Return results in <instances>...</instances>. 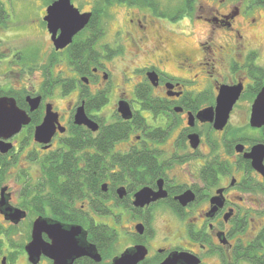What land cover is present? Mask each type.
<instances>
[{
	"label": "flooded vegetation",
	"instance_id": "flooded-vegetation-1",
	"mask_svg": "<svg viewBox=\"0 0 264 264\" xmlns=\"http://www.w3.org/2000/svg\"><path fill=\"white\" fill-rule=\"evenodd\" d=\"M187 3L182 0L176 11L160 1L107 4L102 23L115 6H124L125 14L122 22L115 19L111 40L102 42L105 32L94 45L95 53L79 64L68 58L77 36H93L84 32L90 23L59 51L48 32L53 51L41 65L40 87H1L0 97L16 99L6 92H17L23 107L16 99L17 104L30 121L5 140L11 144L7 152L0 150V264H20V258L32 264L26 246L38 218L81 225L89 241L92 222L111 226V219L129 212L138 217L134 241L120 254L144 244L148 253L138 264H161L177 252L199 264H253L245 251L264 228V172L246 153L264 144V126L250 123L264 87V56L246 37L245 22L255 21L256 0L250 5L196 0L191 11ZM49 5L39 17L46 29ZM80 11L91 12V20L96 14L95 8ZM186 20L203 24L195 45L170 29ZM223 86L241 91L227 124L218 129L198 114L216 108ZM37 96L40 105L31 110L28 97ZM59 101L65 102L61 109ZM49 107L57 118L54 132L40 142L35 132ZM81 108L90 124L78 123ZM144 188L160 197L136 206V194ZM7 207L16 216L7 214ZM137 224L144 225V234H137ZM248 226L252 235L244 240ZM157 232L161 242L154 243ZM98 251L100 263L84 256L74 264L107 261ZM39 264L54 262L42 255Z\"/></svg>",
	"mask_w": 264,
	"mask_h": 264
},
{
	"label": "water",
	"instance_id": "water-1",
	"mask_svg": "<svg viewBox=\"0 0 264 264\" xmlns=\"http://www.w3.org/2000/svg\"><path fill=\"white\" fill-rule=\"evenodd\" d=\"M91 12L82 13L74 5L72 0H55L46 10L44 17L47 23L48 32L51 34L55 50H63L71 45L76 35H78L90 23ZM152 76V75H151ZM86 81V79L84 78ZM240 87L223 86L217 100L216 108H207L199 112L198 118L202 121H214L215 127L223 128L229 119L230 113L236 100L239 98ZM31 110L39 107L41 97H28ZM124 111L126 105L121 104ZM57 120L49 107L44 122L37 127L35 138L38 141H48L54 132V122ZM78 123H88L84 118L83 108L77 114ZM29 116L25 110L20 108L13 97H0V150L5 153L11 148V144L5 140L19 133L23 125L28 124ZM250 123L253 127L261 128L264 126V87L257 95L251 110ZM196 139V136H191ZM196 143V142H195ZM242 150V148H239ZM246 157L252 160L253 166L264 172V144L255 145ZM106 186V185H104ZM105 188V187H104ZM120 196L124 195L122 189L119 190ZM160 197V193H154L149 188H144L136 194L135 205L144 206ZM184 202V198H181ZM1 205L6 206L7 200L3 196ZM8 213L12 211L7 207ZM11 216L16 213L11 212ZM136 231L139 235L144 234V225L137 224ZM47 234L50 242H47L43 235ZM87 231L81 225L66 226L58 221H51L48 218H38L35 221L32 240L26 246L29 260L32 264H39L42 255L51 258L54 264H74V262L84 256L100 263L103 259L97 246L87 239ZM147 247L144 244H137L127 248L120 255L112 259L111 264H138L147 256ZM161 264H199L198 260L187 253H173Z\"/></svg>",
	"mask_w": 264,
	"mask_h": 264
},
{
	"label": "rangeland",
	"instance_id": "rangeland-1",
	"mask_svg": "<svg viewBox=\"0 0 264 264\" xmlns=\"http://www.w3.org/2000/svg\"><path fill=\"white\" fill-rule=\"evenodd\" d=\"M5 3V7L10 12L9 19L5 25L0 24V87L19 88V87H35L41 85V65L46 64L49 59L50 52L53 51L50 35L42 23V10L49 5L48 0H1ZM108 0H72L74 5L80 10H88L95 8L98 10L107 9ZM162 3V7H168L171 11H176L182 5V0H158ZM244 5H250L254 0H241ZM257 9V10H256ZM256 10V12H255ZM253 11V10H251ZM125 10L124 6H115L109 9V13L104 14L106 19L105 37L102 42L109 41L115 30L116 20L122 22ZM106 15V17H105ZM41 19L39 20V17ZM255 21L247 24L245 22L246 37L251 42L253 48L261 47V54L264 56V5L256 2L254 8ZM170 29L180 33L178 36L185 43L195 45V40L200 37L203 31V24L185 21L183 24L172 26ZM46 61V62H45ZM59 68L65 70V66ZM54 72L56 70L54 69ZM59 109L64 106V101H59ZM244 106V105H243ZM239 107L238 112L242 111ZM244 110V109H243ZM238 118V116H237ZM112 217V216H111ZM159 222V217L157 218ZM138 222V217L133 213H126L111 219L110 224L118 233V240L115 244L113 256L119 255L123 248L131 245L134 241V224ZM253 227L252 224H249ZM248 226L244 240H249L252 235V228ZM138 234V233H137ZM15 235V234H14ZM22 236L18 234L19 242ZM146 241V240H145ZM144 241V243H145ZM161 242V234L157 232L154 243ZM109 253V252H108ZM112 257L101 264H109ZM20 264H25L24 258L19 259ZM245 264V263H243Z\"/></svg>",
	"mask_w": 264,
	"mask_h": 264
},
{
	"label": "trees",
	"instance_id": "trees-1",
	"mask_svg": "<svg viewBox=\"0 0 264 264\" xmlns=\"http://www.w3.org/2000/svg\"><path fill=\"white\" fill-rule=\"evenodd\" d=\"M49 4L52 3L55 0H48ZM128 1L129 3H136L139 1L142 2H156L158 3V0H108L107 4L112 5L114 2H124ZM196 0H188L187 3V9L189 11L192 10L193 4ZM257 3L264 5V0H256ZM96 10V14L94 18L90 21V24L87 27V30H85V33L93 34L90 38H81L77 36V39L74 41V43L69 47L68 50V58L72 61L75 60L79 63L83 62L87 55H92L95 53L94 51V45L98 42L99 39L103 37L105 34V24L102 23V16L101 13L104 12L103 9ZM99 14V15H97ZM9 19V15L6 12L5 6L3 2L0 0V24L5 25L7 23V20ZM5 91V90H4ZM3 90L0 87V95L3 94ZM9 95H13L17 99V92H6ZM18 100V99H17ZM18 104L23 107L20 100H18ZM97 189V187H96ZM95 189V192H96ZM96 204L98 208H103L102 201H96ZM102 214V213H100ZM63 220L65 218H62ZM78 222H80V219L78 218ZM94 226L91 225V229L89 231V241L94 243L101 251L105 252V255L107 258L113 257V252L115 249V244L118 240V233L116 229L112 226L108 225H102L100 223L92 222ZM94 227H97L98 229H95ZM109 252V253H108ZM246 258H248L253 264H264V228L261 230L257 238L251 243V245L248 247V249L245 251Z\"/></svg>",
	"mask_w": 264,
	"mask_h": 264
}]
</instances>
